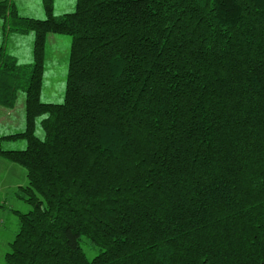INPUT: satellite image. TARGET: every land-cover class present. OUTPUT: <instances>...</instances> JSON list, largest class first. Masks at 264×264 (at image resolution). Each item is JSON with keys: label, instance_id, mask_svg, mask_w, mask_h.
Instances as JSON below:
<instances>
[{"label": "trees", "instance_id": "obj_1", "mask_svg": "<svg viewBox=\"0 0 264 264\" xmlns=\"http://www.w3.org/2000/svg\"><path fill=\"white\" fill-rule=\"evenodd\" d=\"M42 1L45 19L0 2L35 35L26 128L0 137L33 205L6 262L264 264V0ZM52 34L72 37L62 103L40 99Z\"/></svg>", "mask_w": 264, "mask_h": 264}, {"label": "rangeland", "instance_id": "obj_2", "mask_svg": "<svg viewBox=\"0 0 264 264\" xmlns=\"http://www.w3.org/2000/svg\"><path fill=\"white\" fill-rule=\"evenodd\" d=\"M14 3L18 14L24 17L45 19L47 14L42 0H0ZM76 0H55L54 13L62 15L75 9ZM11 27V29H10ZM34 32L19 33L14 30L12 19L0 18V70L13 82L10 93L0 96V137L23 132L26 128V89L32 77L34 65ZM72 44L70 35L52 34L48 36L43 84L40 94L42 102L62 103L65 99L69 56ZM6 63V64H4ZM38 118L36 134H45ZM3 149H25L27 141L23 138H3ZM27 168L19 163L0 157V264L6 262L10 243L20 228V218L14 211L27 213L33 205L20 197L22 187L28 184ZM81 246L88 258L99 254L98 246L87 237H82Z\"/></svg>", "mask_w": 264, "mask_h": 264}, {"label": "crops", "instance_id": "obj_3", "mask_svg": "<svg viewBox=\"0 0 264 264\" xmlns=\"http://www.w3.org/2000/svg\"><path fill=\"white\" fill-rule=\"evenodd\" d=\"M14 213H15V211H14ZM16 214V213H15Z\"/></svg>", "mask_w": 264, "mask_h": 264}]
</instances>
